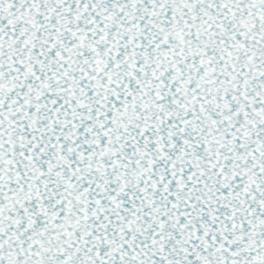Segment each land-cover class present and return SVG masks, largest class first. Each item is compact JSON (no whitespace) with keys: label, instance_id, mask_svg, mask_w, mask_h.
<instances>
[{"label":"snow or ice","instance_id":"6c2138e0","mask_svg":"<svg viewBox=\"0 0 264 264\" xmlns=\"http://www.w3.org/2000/svg\"><path fill=\"white\" fill-rule=\"evenodd\" d=\"M0 264H264V0H0Z\"/></svg>","mask_w":264,"mask_h":264}]
</instances>
